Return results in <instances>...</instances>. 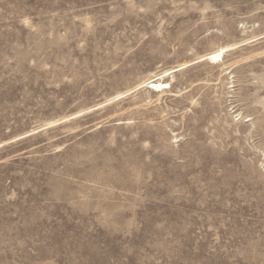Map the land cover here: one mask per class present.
I'll use <instances>...</instances> for the list:
<instances>
[{
	"label": "rangeland",
	"instance_id": "rangeland-1",
	"mask_svg": "<svg viewBox=\"0 0 264 264\" xmlns=\"http://www.w3.org/2000/svg\"><path fill=\"white\" fill-rule=\"evenodd\" d=\"M0 264H264V0H0Z\"/></svg>",
	"mask_w": 264,
	"mask_h": 264
},
{
	"label": "bare ground",
	"instance_id": "bare-ground-1",
	"mask_svg": "<svg viewBox=\"0 0 264 264\" xmlns=\"http://www.w3.org/2000/svg\"><path fill=\"white\" fill-rule=\"evenodd\" d=\"M230 49L231 48L228 47V46L227 47H225V46L224 47H220L216 51H213V52H210V53H207L206 55H204L203 58L201 59V61H203V62L207 61L210 64L220 65V63L223 61L224 53L227 52L228 50L230 51ZM183 68L184 67H178V68H175V69H172V70H165L159 76H151L150 78L146 79L145 81H143L141 83V86H146V87H148L149 90H152L155 93L163 92L164 90L170 88L171 86L167 82L161 81V80L164 79V77H167V76L169 77L173 72H178L179 69H183ZM124 96H125L124 94H122V95L121 94H119V95L117 94V96H114V97H118V99H121ZM114 97H113V99H114ZM109 101H110V99H109ZM99 107H101V106H99ZM99 107H97V108H99ZM35 131H34V133L37 132V131L36 132Z\"/></svg>",
	"mask_w": 264,
	"mask_h": 264
}]
</instances>
